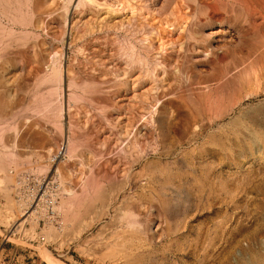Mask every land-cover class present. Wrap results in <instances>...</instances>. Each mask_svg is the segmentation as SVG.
<instances>
[{
	"label": "rangeland",
	"instance_id": "374dc122",
	"mask_svg": "<svg viewBox=\"0 0 264 264\" xmlns=\"http://www.w3.org/2000/svg\"><path fill=\"white\" fill-rule=\"evenodd\" d=\"M77 1L0 0V264H264V46L261 75L210 103L195 83L221 91L209 78L244 60L242 16L215 33L207 1L97 0L109 23L79 38ZM170 42L184 50L167 60Z\"/></svg>",
	"mask_w": 264,
	"mask_h": 264
},
{
	"label": "bare ground",
	"instance_id": "6f19581e",
	"mask_svg": "<svg viewBox=\"0 0 264 264\" xmlns=\"http://www.w3.org/2000/svg\"><path fill=\"white\" fill-rule=\"evenodd\" d=\"M16 1V0H15ZM46 1H48V0H46ZM49 1H51V0H49ZM57 1V0H56ZM70 3L71 2H73L74 0H68ZM76 1V0H75ZM99 2L101 1V0H98ZM97 0H78L77 2H78V4H80L79 6H81V5H83V7L85 8L84 10H86L85 11V16H86V12L88 11L89 12V14H88V17H87V19H86V17H85V19H82L81 17H77L76 15V17L78 18L77 20H76V22L77 23H80L81 25L83 24L84 26V30H85V32H83L82 30V34L80 33V35H79V38H80V36L81 35H83V34H89V33H93V31H95L96 29V27H100V28H102V27H105L107 24H105V22L108 20L107 18H106V15H104L103 14V16L102 17H100V14H98V15H96V13L93 11V8H95V5L97 4V8H98V5H102L103 4V2H101V3H99ZM104 1V0H103ZM114 1V0H113ZM129 1H131V0H129ZM180 1V0H179ZM203 1H207L208 2V6L207 7H205L206 9H203V10H200V11H198L199 13H204V14H206V15H208V16H210L209 17V19H210V21H212V19L214 20V22H216V23H218L217 25L219 26V29L217 30L216 29V31H213V32H220V31H223V28L224 27H226L227 25H233V26H236V25H238V18L240 17V16H242L243 17V21L242 22H244V24L246 25V27H247V29L248 30H250V28H251V30H252V37H253V41H248L247 40V37H248V31L246 30V27H243V25L242 26H240V27H238V30H240L239 31V34L241 35V36H243V38H246V44H247V50H246V53H245V55H244V57L242 56V58H244V60L242 61V62H245V61H249L250 62V59H251V56H252V54L254 55V53L257 51V48L260 50V48H261V46H264V0H203ZM203 1H201V2H203ZM44 2H45V0H44ZM65 2V1H64ZM67 2V1H66ZM117 2H118V0H117ZM117 2H116V4H117ZM120 2H121V0H120ZM120 2H118V3H120ZM132 2V1H131ZM176 2V1H175ZM177 2H178V0H177ZM197 2H199V1H197ZM53 3V2H52ZM104 3H107V2H104ZM109 3H112V1H110ZM114 3V2H113ZM122 4H123V2H121ZM132 3H134V1L132 2ZM200 3V2H199ZM48 4H50V3H48ZM54 4H55V2H54ZM122 4H121V7H123V6H125V5H129L128 4V2H125L124 4L125 5H123L122 6ZM153 4V3H152ZM177 4V3H176ZM194 4V3H193ZM62 4H60V6H61ZM65 5H66V3H65ZM65 5L64 6H62V7H65ZM73 5V4H72ZM85 5V6H84ZM105 4H103V6H104ZM108 5L109 4H107V6H105V7H108ZM114 5H115V3H114ZM117 5H119V4H117ZM179 5V4H178ZM177 5V6H178ZM55 6H57V4H55ZM70 6V5H69ZM133 5H131V7L130 8H133L132 7ZM180 6H182V8H183V4H180ZM203 6V5H202ZM110 8H111V6H109ZM136 7V6H135ZM139 7V6H138ZM151 7V6H150ZM149 7V8H150ZM160 7V6H159ZM165 7V6H164ZM179 7V6H178ZM186 7L187 6H184V9H186ZM18 8V7H17ZM54 8V7H53ZM59 8V7H58ZM73 8H75V7H73ZM97 8H95V9H97ZM99 8H100V6H99ZM112 8H115V7H112ZM117 8H118V6H117ZM124 8V7H123ZM128 9H129V7H127ZM137 8V7H136ZM157 8V7H156ZM196 8H197V6H196ZM202 7L200 6V9H201ZM47 9H50V8H48L47 7ZM52 9V8H51ZM57 9V8H56ZM55 9V10H56ZM83 9V8H82ZM94 9V10H95ZM104 9H106V8H104ZM104 9H102L103 11H106V10H104ZM121 9V8H120ZM126 9V8H125ZM176 9V8H175ZM79 10H80V8L78 7V12H79ZM83 10V11H84ZM118 10V9H117ZM123 10V9H122ZM130 10V9H129ZM158 10H159V8H158ZM177 10V9H176ZM188 10L190 11V9L188 8ZM192 10V9H191ZM205 10V11H204ZM13 11V10H12ZM45 11H47L46 9H45ZM52 11V10H51ZM57 11V10H56ZM97 11H98V9H97ZM96 11V12H97ZM112 11V9L110 10V12ZM131 11V10H130ZM151 11V10H150ZM202 11H204V12H202ZM74 12V11H73ZM102 12V11H101ZM112 12H114V11H112ZM116 12V11H115ZM114 12V13H115ZM123 12V11H122ZM134 12V11H133ZM140 12V11H139ZM175 12V11H174ZM196 12V11H195ZM20 13V12H19ZM48 13V12H47ZM76 13H77V11H76ZM80 13H82L83 14V12H80ZM183 13H185L184 11H183ZM187 13V12H186ZM199 13H196L197 14V16L198 15H200ZM72 14V13H71ZM131 14H132V12H131ZM139 14H141V13H139ZM145 14H146V12H145ZM150 14H152V13H150ZM175 15L177 14V13H174ZM68 15V14H67ZM79 15V14H78ZM84 15V14H83ZM102 15V14H101ZM108 15H110L109 13H108ZM111 17L113 16V15H110ZM110 16H109V18H110ZM127 16V15H126ZM126 16L124 17V19H126ZM173 16V15H172ZM178 16V15H177ZM186 16H188V15H185L184 17H186ZM67 17V16H66ZM75 17V18H76ZM117 17V16H116ZM120 17V16H119ZM128 17H129V15H128ZM127 17V18H128ZM132 17V16H131ZM131 17L129 18V19H131ZM136 17V16H135ZM144 17V16H143ZM191 17V16H190ZM202 16H200V18H201ZM206 17V16H205ZM258 17H262V18H260V20L262 19V21L258 24V23H256L257 21V19L256 18H258ZM29 18H30V16H29ZM123 18V17H122ZM150 18V17H149ZM169 18V17H168ZM178 19H179V16L177 17ZM112 19V18H111ZM111 19L109 20V21H111ZM117 19V18H116ZM124 19H122V20H124ZM162 19V18H161ZM163 19H166V18H163ZM170 19V18H169ZM171 19H173V21H171L170 23H168V22H166V26H173V27H175V28H180L181 27V25H182V23H183V25H184V21H183V17H182V21H178L177 20V22H175L174 21V17H171ZM170 19V20H171ZM176 19V18H175ZM181 19V18H180ZM190 19V18H189ZM196 19H197V17H196ZM202 19V18H201ZM242 19V18H241ZM256 19V20H255ZM24 20V19H23ZM121 19H119V21H120ZM128 20V19H127ZM126 20V21H127ZM132 21H135L136 22V19L134 20V19H131ZM185 20V19H184ZM200 20V19H199ZM256 22H255V21ZM22 21V20H21ZM31 21V20H30ZM72 21V20H71ZM112 21H113V19H112ZM117 22H119L118 21V19L116 20ZM129 21V20H128ZM167 21V20H166ZM194 21H195V19H194ZM193 21V22H194ZM203 21V20H202ZM206 21L208 22V19H206ZM108 22V21H107ZM123 22V21H122ZM125 22V21H124ZM195 22H197V21H195ZM203 22H205V21H203ZM26 23H27V21H26ZM71 23V22H70ZM76 23V24H77ZM109 23V22H108ZM111 23V22H110ZM114 23H115V19H114ZM129 23H131V22H129ZM128 23V24H129ZM141 23V22H140ZM256 23V24H255ZM113 23H111V24H108V26L109 27H111V26H114V25H112ZM127 24V25H128ZM133 24V23H132ZM131 24V26H133ZM138 23H136V25H137ZM148 24V23H147ZM165 24V23H164ZM196 24V23H195ZM201 23L199 22V28H200V25ZM209 24V23H208ZM208 24H206V25H208ZM27 25V24H26ZM81 25H79V26H81ZM118 25V24H117ZM122 25V24H121ZM144 25V24H143ZM163 25V24H162ZM182 25V26H183ZM188 25H189V20H188ZM213 25V24H212ZM71 26V25H70ZM70 26H69V28H70ZM120 26V25H119ZM158 26H159V24H158ZM180 26V27H179ZM192 26V25H191ZM198 26V25H197ZM203 26V25H202ZM201 26V27H202ZM210 26H211V24H210ZM228 26V27H229ZM72 27H73V25H72ZM75 27V26H74ZM73 27V28H74ZM108 27V28H109ZM127 27V26H126ZM125 27V29H128V28H126ZM138 27V26H137ZM142 27V26H141ZM150 28L152 27V26H149ZM160 27V26H159ZM209 27V26H208ZM132 28V27H131ZM134 28V27H133ZM166 28V27H165ZM182 28V27H181ZM180 28V29H181ZM203 28H205V26L203 27ZM227 28V27H226ZM245 28V29H244ZM107 29V28H106ZM111 29H113V28H111ZM152 29H153V27H152ZM166 29H168L169 30V28H166ZM174 29V28H173ZM198 29V28H197ZM228 29V28H227ZM227 29H225L224 31H226ZM233 29H234V27H233ZM136 30V28H134V32H136L135 31ZM151 29H149V31H150ZM162 30V29H161ZM179 30V29H178ZM190 31H189V34H193L192 32H191V29H189ZM210 30V29H209ZM230 30V29H229ZM232 30V29H231ZM237 30V31H238ZM262 30V31H261ZM23 31V30H22ZM77 31V30H76ZM100 31V30H99ZM103 31V30H102ZM126 31V30H125ZM141 31V30H140ZM151 31H153L154 32V34L156 35V39L158 40V44H161V48H162V45L164 44V42L162 41L163 40V36L162 35H164V34H161V31H159V28H156L155 30H151ZM166 31V30H165ZM173 31H175V29L173 30ZM181 31V30H180ZM223 31V32H224ZM228 31V30H227ZM226 31V32H227ZM186 32V31H185ZM229 32V31H228ZM241 32V33H240ZM97 33V32H96ZM139 33V32H138ZM168 33H169V31H168ZM171 33V32H170ZM187 33V32H186ZM186 33H184V34H186ZM209 33V32H208ZM232 33V32H231ZM108 34V33H107ZM132 34V33H131ZM222 34V33H221ZM85 35V36H86ZM114 35V34H113ZM144 35V34H143ZM150 36H151V34H149ZM166 35V34H165ZM186 35H188V34H186ZM219 35V34H218ZM231 35V34H230ZM27 36V35H26ZM88 36H90V34L88 35ZM103 36V35H102ZM145 36V35H144ZM153 36V35H152ZM151 36V37H152ZM209 36V35H208ZM211 36H212V34H211ZM77 37V36H76ZM83 37V36H82ZM93 37V36H92ZM110 37H112L111 35H110ZM154 37V36H153ZM186 37V36H185ZM192 37H193V35H192ZM191 37V38H192ZM221 37V36H220ZM1 38V37H0ZM98 38H99V36H98ZM97 38V39H98ZM130 38V37H129ZM146 38H148V37H146ZM145 38V39H146ZM170 38V37H169ZM194 38V37H193ZM206 38V37H205ZM218 38V37H217ZM216 38V39H217ZM82 39V38H81ZM80 39V40H81ZM94 39H96V37L94 38ZM94 39H91V40H93V41H95ZM96 39V40H97ZM149 39V38H148ZM153 39V38H152ZM152 39L150 38L149 40H151L152 41ZM156 39H154V40H156ZM190 38H188V41H190L189 40ZM206 39H209V38H206ZM210 39H211V37H210ZM231 39V38H230ZM19 40V39H18ZM135 40V39H134ZM149 40H147L148 42H150ZM156 40V41H157ZM166 40V39H165ZM198 40H200V39H198ZM72 41V40H71ZM119 41V40H118ZM168 41V40H167ZM185 41H186V38H185ZM187 41V42H188ZM201 41V40H200ZM207 41V40H206ZM210 41V40H209ZM6 42H8V41H6ZM98 42H99V40H98ZM142 42V41H141ZM166 42V41H165ZM191 42V41H190ZM220 42V41H219ZM221 42H223V41H221ZM220 42V43H221ZM228 42V41H227ZM91 43H92V41H91ZM151 44H152V42H150ZM167 43V42H166ZM201 43V42H200ZM217 43H218V41H217ZM217 43H216V45H217ZM94 44V43H93ZM92 44V45H93ZM142 44V47L145 49V50H149V52H150V50L152 49V46H151V44H149V43H141ZM169 44V43H168ZM170 44L172 45H170L171 46V48L167 51V49H165L166 50V56L165 57H167V60H170V58H172V57H175V56H177V55H175L176 53H179V52H181L182 51V49L184 50V48H183V46L184 45H182V42L179 44V45H177V43H176V45L177 46H175V44L173 43V42H170ZM189 44V43H188ZM196 43H193V45L191 46L192 47V50H193V52L194 51H196V54H194V55H197V52H202V51H204L203 49H202V47H200V46H197V44L195 45ZM207 44V43H206ZM221 44H223V43H221ZM228 44H230V43H228ZM79 45V44H78ZM87 45V44H86ZM98 45V44H97ZM102 45V44H101ZM140 45V44H139ZM153 45H155V43L153 44ZM191 45V44H190ZM205 45V44H204ZM65 46V45H64ZM126 46V45H125ZM84 47V46H83ZM97 47V46H96ZM102 47V46H101ZM118 47V46H117ZM160 46L158 45V47H157V49L159 48ZM188 47V46H187ZM217 47V46H216ZM204 48V47H203ZM120 49H122V48H118V50L120 51ZM132 49H133V47H132ZM242 49H244V48H242ZM241 49V50H242ZM129 50H130V48H129ZM140 50V49H139ZM161 50V49H160ZM163 50V49H162ZM164 50V51H165ZM187 50H189V48L187 49ZM207 50V49H206ZM225 50V49H224ZM258 50V51H259ZM81 51L83 52V50L81 49ZM118 51V52H119ZM122 51V50H121ZM155 51H156V49H155ZM219 51H220V49H219ZM240 51V50H239ZM123 52V51H122ZM122 52H121V54H122ZM125 52V51H124ZM129 52V51H128ZM153 52V51H152ZM152 52H151V54H152ZM157 52V51H156ZM204 52H206V51H204ZM215 52H217V51H215ZM260 52V51H259ZM261 52H263V50L261 51ZM78 53H79V51H78ZM126 53V52H125ZM125 53H123V54H125ZM154 53V52H153ZM195 53V52H194ZM211 53V52H210ZM224 53V52H223ZM85 54H86V52H85ZM119 54V53H118ZM120 54V55H121ZM145 54V53H144ZM161 54V53H160ZM201 54V53H200ZM216 54V53H215ZM215 54L213 55V56H215ZM218 54V53H217ZM220 54V53H219ZM261 54V53H260ZM263 54V53H262ZM62 55V54H61ZM127 55V62H130L131 64H130V67H131V65H137L138 64V66L140 65V64H143L142 62H141V60H142V57L141 56H139V54H136L134 51H131L130 50V53L129 54H126ZM149 55V54H148ZM173 55H175V56H173ZM221 55V54H220ZM219 55V57H221ZM226 56V54L224 53L223 54V56ZM151 56V55H150ZM153 56L155 57V55L153 54ZM162 56H164V54L162 55ZM162 56H160L161 58H162ZM199 56V55H198ZM46 57V56H45ZM72 57V56H71ZM126 56H124V58H125ZM201 57V56H200ZM217 57V56H216ZM241 57V56H240ZM256 57V56H255ZM77 58V57H76ZM102 58V57H101ZM100 58V59H101ZM153 58V57H152ZM160 58V59H161ZM213 58V57H212ZM212 58H210L211 60H213ZM242 58H241V60H242ZM257 58V57H256ZM259 58V57H258ZM72 59V58H71ZM103 59H105V58H103ZM123 59V58H122ZM149 60H150V58H148ZM153 59H157V58H153ZM223 59V58H222ZM260 59V58H259ZM74 60V59H73ZM166 60V61H167ZM75 61V60H74ZM78 62H79V60H77ZM77 61H75L76 63H77ZM236 61H237V59H236ZM71 62V61H70ZM144 62V61H143ZM162 62H164V61H162ZM171 62V61H170ZM169 62V63H170ZM208 62V61H207ZM242 62H240L238 65L236 64V66L237 67H235V68H226V70L225 71H223V72H220V74L219 75H213V77L211 76L209 79L210 80H213L214 82H217V84H219L220 83V87L221 86H223L222 88H221V91L220 90H217V89H214L213 87H211V85L210 84H208V83H204V82H201V81H197L195 84H197L198 86L196 87V91H197V95H198V90H197V88H199V90L201 89V88H204V89H206V94L204 95V96H206V98L210 101V103H211V101L212 100H214V98L216 99V103H217V99H218V97H219V94H220V92L221 93H223L222 91H223V89H224V91H226V90H230L231 91V93H233V91H235V90H237L244 82H246L247 81V83H248V81H250V80H252V79H255L256 80V78H258L257 76H259V74L260 73H262L261 71H260V69L258 70V71H260V73L258 74L257 72H255L254 70V67L252 66V62H253V60L249 63L250 65H248L249 67L251 66V68H248V69H253V70H251V72H249L248 71V69H246V66L245 65H243V66H241L242 67V72L243 73H240L241 71L239 70L241 67L239 66V65H242L243 63ZM58 63V62H57ZM158 63V62H157ZM209 63H211V61L209 62ZM208 63V64H209ZM218 63V62H217ZM254 63V62H253ZM110 64H111V62H110ZM125 64V63H124ZM123 64V65H124ZM148 64V63H147ZM167 65H168V63H166ZM165 64V65H166ZM214 64H216L215 62H214ZM214 64H210V65H214ZM221 64V63H220ZM234 64V63H233ZM262 64V63H261ZM35 65H37V64H35ZM59 65V64H58ZM83 65V64H82ZM154 65H155V63H154ZM225 65H227V64H225ZM228 65H230V64H228ZM142 66V65H141ZM145 66V65H144ZM149 66H151V65H149ZM152 66H153V64H152ZM151 66V67H152ZM209 66V65H208ZM215 66V65H214ZM223 66V65H222ZM261 66V65H260ZM67 67V66H66ZM87 67H88V65H87ZM87 67H84V68H86L87 69ZM100 67V66H99ZM102 67V66H101ZM168 67V66H167ZM210 67V66H209ZM212 67V66H211ZM224 67H226V66H224ZM223 67V68H224ZM228 67H231V66H228ZM244 67V68H243ZM253 67V68H252ZM262 67V66H261ZM260 67V68H261ZM69 68V67H68ZM79 68V67H78ZM81 68V67H80ZM132 68V67H131ZM136 67H134V69H133V71H131L130 72V74H129V76H128V79L130 80V82H135L136 81V79L138 78V77H141V76H139L137 73H138V70L137 71H135L136 69H135ZM146 68V67H145ZM144 68V69H145ZM204 68V67H203ZM206 68V67H205ZM236 68H238L237 70H239V73H240V75H236L235 73H234V75H233V72H235V71H237V70H235ZM263 68V67H262ZM53 69V68H52ZM138 69L140 70L141 68L140 67H138ZM55 70V69H54ZM151 70V69H150ZM57 71V70H56ZM66 71H67V69H66ZM86 71V70H85ZM88 71H89V68H88ZM122 71V70H121ZM146 71L147 72H150L149 71V67L147 66V68H146V70H144V72L143 73H146ZM151 71H153V70H151ZM214 71V70H213ZM253 71V72H252ZM47 72V71H46ZM55 72V71H54ZM73 72V71H72ZM137 72V73H136ZM122 73V72H121ZM207 73V72H206ZM212 73V72H211ZM104 74V73H103ZM171 74V73H170ZM214 74H216V73H214ZM57 75V74H56ZM94 75V74H93ZM92 75V76H93ZM118 75V74H117ZM141 75V74H140ZM147 75V74H146ZM145 75V76H146ZM149 75H151V74H149ZM172 75V74H171ZM207 75V74H206ZM261 75V74H260ZM74 76V75H73ZM112 76V74L110 75V77ZM114 76V75H113ZM126 76V75H125ZM144 76V77H145ZM148 76V75H147ZM169 76V75H168ZM199 76H201L200 74H199ZM109 77V78H110ZM75 78V77H74ZM77 78V77H76ZM89 78H91L90 77V75H89ZM141 78H143V76L141 77ZM78 79V78H77ZM144 79H146L147 81H148V78L146 77V78H144ZM144 79H141V82H144L145 83V80ZM196 79V78H195ZM75 80V79H74ZM82 80V79H81ZM98 80V79H97ZM143 80V81H142ZM194 80V79H193ZM146 81V82H147ZM128 82V80H126V83ZM256 82V81H255ZM119 83V82H118ZM147 83H149V82H147ZM151 83V82H150ZM115 84H116V82H115ZM128 84V83H127ZM131 84V83H130ZM129 84V85H130ZM140 84V83H139ZM143 84V83H142ZM246 84V83H245ZM118 85V84H117ZM136 85V84H135ZM145 85V84H144ZM213 85V84H212ZM249 85H251V84H249ZM99 86V85H98ZM106 86V85H105ZM119 86V85H118ZM132 86H134V84H132ZM137 86H139V85H137ZM141 86H143V85H141ZM145 86H147V85H145ZM144 86V87H145ZM150 86V85H149ZM248 86V85H247ZM109 87V86H108ZM112 87V86H111ZM136 86H134L133 88H135ZM140 87V86H139ZM138 87V88H139ZM148 87V86H147ZM151 87V86H150ZM245 87H246V85H245ZM103 88V87H102ZM132 88V89H133ZM137 88V89H138ZM149 88V87H148ZM241 88H242V86H241ZM112 89V88H111ZM110 89V90H111ZM114 89V88H113ZM136 89V90H137ZM150 89V88H149ZM148 89V90H149ZM220 89V88H219ZM226 89V90H225ZM243 89V88H242ZM101 90V89H100ZM135 90V91H136ZM142 90H143V92L145 91V89H143L142 88ZM141 90V91H142ZM239 90V89H238ZM99 91V90H98ZM202 91H203V89H202ZM110 92V91H109ZM109 92H106V93H109ZM140 92V91H139ZM138 92V93H139ZM203 92H205V91H203ZM137 93V94H138ZM146 92H144V94H145ZM169 93V92H168ZM201 93V92H200ZM249 93V92H248ZM167 94V93H166ZM188 94V93H187ZM203 94V93H202ZM108 95V94H107ZM106 95V96H107ZM141 95V94H140ZM143 95V94H142ZM105 96V95H104ZM201 96V95H200ZM203 96V95H202ZM108 97V96H107ZM117 97V96H116ZM133 97V96H132ZM144 97V96H143ZM190 97H192V96H190ZM222 97V94L220 95V97H219V99ZM93 98V97H92ZM102 99V98H101ZM145 99V98H144ZM158 99V98H157ZM205 99V98H204ZM203 99V100H204ZM219 99H218V101H219ZM93 100V99H92ZM94 100H95V98H94ZM103 101V100H102ZM205 101V100H204ZM221 101H222V98H221ZM235 101V100H234ZM106 103V102H105ZM146 103V102H145ZM206 103V102H205ZM215 103V104H216ZM235 103V102H234ZM207 104H209L208 102H207ZM206 104V105H207ZM212 105V104H211ZM208 107V106H207ZM210 107V106H209ZM214 107V106H213ZM145 109V108H144ZM143 109V110H144ZM209 109V108H208ZM153 110V109H152ZM145 111V110H144ZM214 118V117H213ZM125 119H127V117L125 118ZM129 121V120H128ZM75 122V121H74ZM145 128V127H144ZM133 129V128H132ZM146 129H147V127H146ZM145 130V129H144ZM72 132V131H71ZM75 133H77V132H75ZM134 133V132H133ZM122 134H123V132H122ZM75 135V134H74ZM130 135V134H129ZM128 138V137H127ZM130 138V137H129ZM115 140H117V139H115ZM214 141V140H213ZM71 144H72V141H71ZM71 144L69 145H66V147L67 146H69V147H71ZM73 145V144H72ZM110 146V145H109ZM68 147V148H69ZM73 147V146H72ZM126 147V146H125ZM108 148V147H107ZM67 149V148H66ZM124 149V148H123ZM112 150V149H111ZM106 154V153H105ZM94 155H95V153H94ZM106 171V170H105ZM104 171V172H105ZM111 173V172H110ZM105 174V173H104ZM104 174H102V175H104ZM91 175V174H90ZM97 175V174H96ZM95 175V176H96ZM99 175V174H98ZM101 175V176H102ZM109 175V174H108ZM114 175V174H113ZM112 176V175H111ZM90 177V176H89ZM91 178V177H90ZM107 178H109L108 176H107ZM93 179V178H92ZM110 179V178H109ZM113 179V178H112ZM90 179L88 178V181H89ZM114 180V179H113ZM111 181V180H110ZM92 183V182H91ZM100 183V182H99ZM97 184V183H96ZM104 184V183H103ZM98 185V184H97ZM102 185V184H101ZM90 186H92V185H90ZM104 187V186H103ZM94 188V187H93ZM101 188V187H100ZM95 189H99L98 188V186H97V188H95ZM105 190V189H104ZM102 191V189L100 190V192ZM97 192V191H96ZM105 192V191H104ZM106 193V192H105ZM97 194V193H96ZM103 194V193H102ZM94 196H95V194H93ZM98 195V194H97ZM96 195V196H97ZM99 196H97V198H98ZM106 197V196H105ZM104 196H103V198H105ZM91 199V198H90ZM96 199V198H95ZM103 201H104V199H103ZM93 202V201H92ZM90 203V202H89ZM93 204V203H92ZM92 204H90V205H92ZM12 205V204H11ZM116 258V257H115ZM261 258H263L262 256H261ZM117 260V259H116ZM262 262H263V260H262ZM261 262V263H262ZM264 263V262H263Z\"/></svg>",
	"mask_w": 264,
	"mask_h": 264
}]
</instances>
